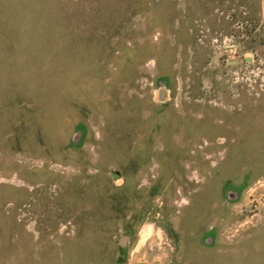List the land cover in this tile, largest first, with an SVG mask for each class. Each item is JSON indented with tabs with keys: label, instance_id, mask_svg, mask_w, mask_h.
Segmentation results:
<instances>
[{
	"label": "rangeland",
	"instance_id": "374dc122",
	"mask_svg": "<svg viewBox=\"0 0 264 264\" xmlns=\"http://www.w3.org/2000/svg\"><path fill=\"white\" fill-rule=\"evenodd\" d=\"M0 264H264V0H0Z\"/></svg>",
	"mask_w": 264,
	"mask_h": 264
},
{
	"label": "flooded vegetation",
	"instance_id": "af4514ba",
	"mask_svg": "<svg viewBox=\"0 0 264 264\" xmlns=\"http://www.w3.org/2000/svg\"><path fill=\"white\" fill-rule=\"evenodd\" d=\"M117 175V174H116ZM146 223V222H145Z\"/></svg>",
	"mask_w": 264,
	"mask_h": 264
}]
</instances>
